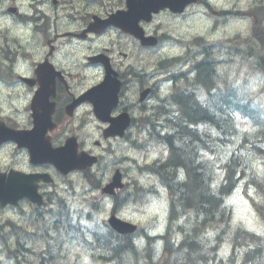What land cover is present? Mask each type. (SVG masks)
<instances>
[{
    "label": "clouds",
    "instance_id": "1",
    "mask_svg": "<svg viewBox=\"0 0 264 264\" xmlns=\"http://www.w3.org/2000/svg\"><path fill=\"white\" fill-rule=\"evenodd\" d=\"M154 2L168 10L151 25L144 23L152 19L148 8L135 12L131 30L110 21L92 26L91 37L59 41L53 64L74 68L77 77L73 91L56 97L57 142L67 143L73 162L87 164L39 161L58 181L43 186V204L40 177L0 176L2 194L17 181L31 187L0 195V264H264V0H132ZM122 4L103 0L102 7ZM94 5L0 0V113L16 128L36 123L35 133L9 134L7 142L19 147L5 168H26L29 155L38 162L23 137L46 140L40 121L51 120L56 106L45 112L41 104L56 73L35 61L48 54L52 36L88 27ZM49 17L55 25L46 29ZM155 25L166 35L142 46L141 29L159 33ZM117 43L131 54L122 80L98 56ZM88 56L98 58L85 64ZM45 71L46 82L22 79ZM96 80L104 83L76 99ZM32 83L41 91L33 93ZM112 111L126 114L124 124L111 121L105 131L100 121ZM237 192L250 201V219L234 216L228 201Z\"/></svg>",
    "mask_w": 264,
    "mask_h": 264
},
{
    "label": "rangeland",
    "instance_id": "2",
    "mask_svg": "<svg viewBox=\"0 0 264 264\" xmlns=\"http://www.w3.org/2000/svg\"><path fill=\"white\" fill-rule=\"evenodd\" d=\"M103 1L100 2L98 0H95V10L94 11H99L100 13H104V11L110 9V8H103ZM93 11V10H90ZM112 49V56H113V60L117 63L118 61H120L123 57H122V52H125L127 55V60L125 62H127L130 58H131V54L127 51V50H123L122 49V45H120L119 43L116 44L115 47L113 48H109ZM124 65V64H123ZM121 69L123 70V67H121ZM217 171H219V169H217ZM242 186V185H241ZM229 204L233 205V212H234V216L236 218L239 219H250L249 217V204L250 201L244 197L241 196L238 192L233 194L230 198V200L228 201Z\"/></svg>",
    "mask_w": 264,
    "mask_h": 264
},
{
    "label": "flooded vegetation",
    "instance_id": "3",
    "mask_svg": "<svg viewBox=\"0 0 264 264\" xmlns=\"http://www.w3.org/2000/svg\"><path fill=\"white\" fill-rule=\"evenodd\" d=\"M121 9H124L123 7H121ZM163 11H165V10H161V11H159V12H157L156 14H154V17H156L159 13H161V12H163ZM152 17H153V15H152ZM159 26H161V25H159ZM47 58V57H46ZM45 59V58H44ZM29 77H32L33 78V76H24V77H22V79H30ZM75 79H76V77H74V78H69L68 79V87L67 88H63L62 86H59L58 87V91H59V94H57L56 95V97H58V96H60L64 91H73L74 90V84H75ZM31 89H32V92L34 91V89H35V87H31ZM62 91V92H61ZM82 95V91L81 90H79V92H77V93H75V97L76 98H78L79 96H81ZM56 102H57V100H56ZM6 123H8L10 126L12 125L13 126V124H12V122L9 120V119H6ZM31 123V122H30ZM11 126V127H12Z\"/></svg>",
    "mask_w": 264,
    "mask_h": 264
},
{
    "label": "trees",
    "instance_id": "4",
    "mask_svg": "<svg viewBox=\"0 0 264 264\" xmlns=\"http://www.w3.org/2000/svg\"><path fill=\"white\" fill-rule=\"evenodd\" d=\"M196 139L199 141V137H196ZM225 191H230V188L229 189H225Z\"/></svg>",
    "mask_w": 264,
    "mask_h": 264
}]
</instances>
